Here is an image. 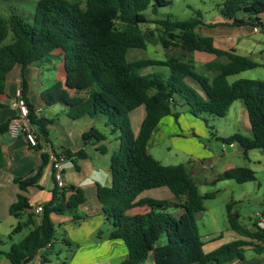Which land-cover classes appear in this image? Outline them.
Listing matches in <instances>:
<instances>
[{
	"label": "trees",
	"instance_id": "trees-1",
	"mask_svg": "<svg viewBox=\"0 0 264 264\" xmlns=\"http://www.w3.org/2000/svg\"><path fill=\"white\" fill-rule=\"evenodd\" d=\"M4 2L10 3V0ZM170 4L169 0H37L31 22L10 6L11 12L7 16L0 13V95L4 94L7 78L16 66L23 69L42 67L62 58L69 86L73 76L84 71L80 85H92L86 99L71 96L58 81H53L42 92V99L47 104L59 103L68 107V116L72 120L105 118L110 135H118L120 145L110 163L111 185L97 184L96 188L102 212L115 228L119 227L126 210L141 204H150L153 209L152 213L135 219L129 230L119 237L128 252V257L120 264H143L150 255L154 264H228L245 259L247 241L235 240L205 252L195 218L197 213L205 211L204 201L214 199L215 193L202 195L183 164L163 165L148 153L147 146L163 118L179 116L178 107L195 117L205 114L224 118L234 102L242 101L251 137L236 133L220 140L228 145L237 143L245 156L251 150L264 151V81H228L230 76L261 65L233 51L216 48L212 37L198 31L205 25L199 19L200 14L188 21L152 20L144 14L149 9L157 14L159 8ZM220 13L232 22L233 27L264 29L260 20L264 0H228L220 5ZM147 24L159 26L162 33L158 39L166 49L180 48L215 55L217 60L205 65L213 76L197 72L192 62L173 57L128 61L129 50L148 47L142 29ZM150 36H154L152 31ZM149 68L151 72L143 73ZM22 76L21 91L31 121L38 127L40 137H46L47 126L52 121L36 118L35 106L28 97L26 76ZM191 81L200 86L203 95L195 90ZM140 107H144L145 117L135 135L130 115ZM8 124L9 121L0 123V134L7 132ZM107 138L96 127H91L82 136L84 147L76 153L77 159L88 157L84 150L88 143H99ZM99 151L107 150L100 148ZM64 154L67 159L72 156L70 152ZM48 158L47 154L43 155L44 162ZM3 166L4 153L0 145V169ZM40 176L41 171L35 176L15 179V182L21 192H25L29 187L40 188ZM223 180H234L239 184L253 182L256 173L250 168L235 167L224 171L215 182ZM159 188L168 189L179 202L138 199L144 191ZM68 193H71L69 197ZM85 202L82 189L59 188L55 182L52 199L40 214V225L30 230L20 243L12 245L6 257L12 264H21L27 256L33 257L39 249L53 244L56 232L51 215L75 212ZM233 206L232 202L227 205L230 228L243 238L263 242L264 231L253 232L243 227ZM30 208L28 198L20 193L10 206L9 214L18 219ZM174 210L183 213L177 217L172 213ZM36 217L34 213H28L30 222ZM85 218L75 216L74 220ZM29 224L19 221L14 233L21 232ZM164 235L167 241L161 242ZM256 248V253H264V246Z\"/></svg>",
	"mask_w": 264,
	"mask_h": 264
},
{
	"label": "crops",
	"instance_id": "crops-1",
	"mask_svg": "<svg viewBox=\"0 0 264 264\" xmlns=\"http://www.w3.org/2000/svg\"><path fill=\"white\" fill-rule=\"evenodd\" d=\"M218 11L219 15L211 21L205 22L199 32L204 36L212 37L216 48L233 51L237 55L248 57L259 63L260 67L264 66V29L260 28L255 31V27L252 26L233 27L231 26L232 22L221 15L220 8ZM260 20L264 23V13L260 15ZM193 54L195 61L201 63L208 75L213 76L214 73L206 69L205 65L216 61V56L203 52H193ZM220 61L225 62V59ZM47 65H50V67L44 65L42 67L34 66L23 69L20 66H16L7 78L4 94L0 95V123L3 124L17 116V110L13 107V102L16 91L21 89L22 75L24 74L28 82V97L35 108L40 110V118L52 121L47 126L48 135L41 138L38 147L29 146L23 138L12 139L7 132L0 134V145L4 153V166L0 169V264H12L5 254L11 250L12 245L17 244L13 239V235L18 222L31 223L27 226V230L30 232V230L40 225L42 217L37 215L35 221L30 222L28 213H32L33 206L38 204L44 206L52 199L55 181L52 177V167L49 158L45 162L43 159V155L47 154L45 149L54 150L57 154L71 153V158L67 159L63 164L66 185L67 187L80 188L86 195V202L75 212L54 213L51 215L55 225V237L57 233L62 235L61 253H63L64 257L69 256V260H59V264H120L128 257V252L125 243L119 237L129 230L131 223L135 219L152 213L153 209L150 204H141L126 210L117 228L113 226L108 216L103 214L101 204L97 199L96 188L97 184L103 186L111 185V157L115 150L119 148L120 142L116 137V146L113 151H108L104 144L91 142L84 148L88 157L86 159H77L76 153L84 147L83 134L91 127H96L94 119L83 117L78 120H72L68 116V107L59 103L47 104L42 99V92L48 89L53 81H58L60 87L71 96L86 99L90 94L92 85L90 83L84 86L80 85V82L85 77V72L82 70L73 76L71 86L67 85V72L62 58L54 59ZM40 69L51 71L50 74L53 79L44 81V73H41ZM201 94L203 95V91H201ZM236 102L231 105L229 110L233 108ZM240 102L243 104V110L241 109V116L237 117V119L235 118V122L238 120L237 123H241L251 137L247 112L244 103ZM184 113L189 114L187 111ZM144 117V107H140L131 113L130 118L135 135L138 134ZM169 117L161 120L148 142V153L152 157L153 154L150 150L152 148H160L164 141L161 134L164 136L166 127L172 124ZM84 119L85 121H82ZM236 133L238 132L234 134ZM234 144L230 146L234 147ZM100 148H105L107 151L101 152L99 151ZM67 161L72 163V167L68 166ZM194 164V162H189V167L193 169ZM185 168L188 173L187 167ZM201 168L204 169L203 165H201ZM232 168H235V166H229L226 170ZM39 171H41V176L38 180L40 188L29 187L27 191L21 192L15 179L35 176ZM151 192L156 193V196H152L153 198L147 196ZM20 193L28 198L31 208L17 219L9 214V208L17 201V196ZM70 195L71 193H68L67 197ZM146 198L168 200L172 203L179 202L166 188L146 190L138 197L139 200ZM172 213L178 217L183 211L174 210ZM75 216L86 218L75 221ZM256 229L254 231H264L258 226ZM3 238H7L9 242L6 243L2 240ZM165 241H167L166 235L161 239V242ZM54 243L51 244L49 249L42 252L45 260L43 264H53L52 251ZM247 243L248 245L245 246V259L233 262L235 264H264V253L258 254L255 250L257 246H264V241L251 240ZM221 246V244L216 242L210 243L209 246L204 244V251L212 252ZM143 264H154L153 256L150 255Z\"/></svg>",
	"mask_w": 264,
	"mask_h": 264
},
{
	"label": "rangeland",
	"instance_id": "rangeland-1",
	"mask_svg": "<svg viewBox=\"0 0 264 264\" xmlns=\"http://www.w3.org/2000/svg\"><path fill=\"white\" fill-rule=\"evenodd\" d=\"M4 1L1 0L0 2V13L2 15L7 16L11 12L10 6H12V10L22 15L27 21H32L37 0H14V3H11V0L10 3ZM169 1H171V4L159 8L157 14H153L150 9L145 11L144 14L148 19L164 20L170 18L172 21H188L198 17V14H200L199 19L205 23L218 16L220 5L228 0ZM142 29L147 39L148 47L146 49L129 50L128 61L140 59L166 60L173 57L192 62L197 72L212 77L206 73L207 71L201 63L195 61L192 52L180 48H164L158 39V35L162 33L158 25L147 24L143 25ZM150 31L154 33L153 37L150 36ZM46 66L50 67V65ZM40 71L44 73V81L53 79L50 74L51 71L49 72L46 69H40ZM151 71L152 69L149 68L144 70L143 73ZM238 79L264 81V66L246 71L240 75L228 77L229 83H233ZM191 85L201 94L202 90L198 84L191 81ZM59 109L61 108L59 107ZM241 109L243 110V104L238 101L224 118H218L205 114L195 117L191 114H185L184 112L187 110L178 107L176 112L179 113V116L177 118L170 116L169 119L172 124L166 127L164 136L161 134L164 140L163 144L160 148H152L150 150L153 157L163 165L183 164L187 167L188 174L194 180L202 195L215 193L214 199H206L204 201L205 211L195 215L198 233L206 246L213 242L225 245L240 239H244L247 242L251 241L248 238L241 237L230 228L227 218V205L231 202L234 203L233 212L238 213L239 223L243 227L254 231L257 230L256 227L258 226L264 230V151L251 150L246 157L237 143L234 144V147H231L220 140V138H227L235 132L250 137L241 123H237L238 120L235 122V118L237 119V117L241 116ZM82 121H85V119ZM94 121L97 129L108 137L107 140L98 144H104L108 151H113L116 146L115 138L118 135H110V128L106 126L107 120L105 118H95ZM168 151L172 152L169 153ZM189 162L195 163L193 169L189 167ZM67 163L68 166L72 167L70 161H67ZM201 165H203L204 169L201 168ZM229 166L252 169L256 173V180L243 184H239L234 180L215 182L216 178ZM147 196H156V193L151 192ZM27 226L20 233L13 235V239L17 244L29 233ZM55 238L52 262L53 264H59V260L67 261L69 256L64 257L63 253H61V233H57ZM2 240L6 243L9 242L7 238Z\"/></svg>",
	"mask_w": 264,
	"mask_h": 264
},
{
	"label": "built area",
	"instance_id": "built-area-1",
	"mask_svg": "<svg viewBox=\"0 0 264 264\" xmlns=\"http://www.w3.org/2000/svg\"><path fill=\"white\" fill-rule=\"evenodd\" d=\"M259 29V27L254 28L255 31H258ZM13 107L17 110V116L9 121L7 134L12 139L23 138L31 147H38L40 145L41 137L38 132V127L31 121L29 108L21 89L16 91ZM35 116L38 119L40 118L39 109L35 108ZM45 153H47L51 163L52 177L54 181L59 188L67 187L63 169V164L67 160L66 156L64 154H57L51 149H45ZM43 208L44 206L42 204L35 205L32 208V213L40 215L43 212ZM50 247L51 244L49 243L45 247L39 249L33 257L27 256L21 264H43L45 260L42 256V252ZM229 264L235 263L231 262Z\"/></svg>",
	"mask_w": 264,
	"mask_h": 264
}]
</instances>
